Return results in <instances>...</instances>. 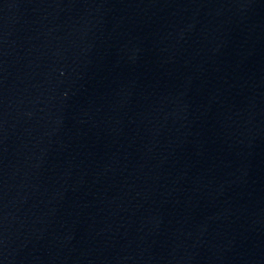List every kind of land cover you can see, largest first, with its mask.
Returning <instances> with one entry per match:
<instances>
[{
	"label": "water",
	"instance_id": "water-1",
	"mask_svg": "<svg viewBox=\"0 0 264 264\" xmlns=\"http://www.w3.org/2000/svg\"><path fill=\"white\" fill-rule=\"evenodd\" d=\"M0 264H264V0H0Z\"/></svg>",
	"mask_w": 264,
	"mask_h": 264
}]
</instances>
